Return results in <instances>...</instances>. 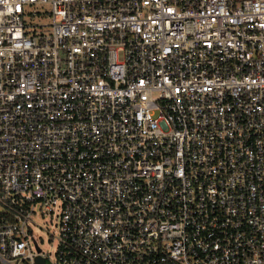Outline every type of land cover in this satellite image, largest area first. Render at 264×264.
Instances as JSON below:
<instances>
[{
	"label": "built area",
	"instance_id": "obj_1",
	"mask_svg": "<svg viewBox=\"0 0 264 264\" xmlns=\"http://www.w3.org/2000/svg\"><path fill=\"white\" fill-rule=\"evenodd\" d=\"M37 257L264 264V0H0V264Z\"/></svg>",
	"mask_w": 264,
	"mask_h": 264
},
{
	"label": "rangeland",
	"instance_id": "obj_2",
	"mask_svg": "<svg viewBox=\"0 0 264 264\" xmlns=\"http://www.w3.org/2000/svg\"><path fill=\"white\" fill-rule=\"evenodd\" d=\"M26 9L30 12L25 14L27 23L40 25L50 23L52 20L48 4H28ZM34 222L33 244L37 243L45 252H51L54 255L57 249V239L53 235L55 230L54 221H51L48 215H37Z\"/></svg>",
	"mask_w": 264,
	"mask_h": 264
},
{
	"label": "water",
	"instance_id": "obj_3",
	"mask_svg": "<svg viewBox=\"0 0 264 264\" xmlns=\"http://www.w3.org/2000/svg\"><path fill=\"white\" fill-rule=\"evenodd\" d=\"M37 264H46L45 259L42 257H37Z\"/></svg>",
	"mask_w": 264,
	"mask_h": 264
}]
</instances>
